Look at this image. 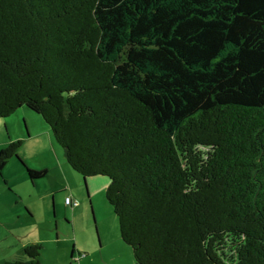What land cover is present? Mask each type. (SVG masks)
<instances>
[{
    "label": "trees",
    "instance_id": "obj_1",
    "mask_svg": "<svg viewBox=\"0 0 264 264\" xmlns=\"http://www.w3.org/2000/svg\"><path fill=\"white\" fill-rule=\"evenodd\" d=\"M23 105L109 179L135 264H264V0H0V117Z\"/></svg>",
    "mask_w": 264,
    "mask_h": 264
},
{
    "label": "rangeland",
    "instance_id": "obj_2",
    "mask_svg": "<svg viewBox=\"0 0 264 264\" xmlns=\"http://www.w3.org/2000/svg\"><path fill=\"white\" fill-rule=\"evenodd\" d=\"M18 139L23 162L48 172L32 181L14 156L0 173V264L25 259L30 243L42 245V264H80L79 252L83 264H135L106 198L109 179L97 175L85 181L67 162L50 125L26 105L0 117V150Z\"/></svg>",
    "mask_w": 264,
    "mask_h": 264
},
{
    "label": "crops",
    "instance_id": "obj_3",
    "mask_svg": "<svg viewBox=\"0 0 264 264\" xmlns=\"http://www.w3.org/2000/svg\"><path fill=\"white\" fill-rule=\"evenodd\" d=\"M123 241V240H122ZM115 242H118L117 240H115ZM126 245V244H125ZM75 251V250H74ZM74 251H73V255H72V257L74 256ZM80 254H79V256L78 257H80L81 256V253L82 252H79ZM76 258L75 259V261H77V262H79L80 264H83L84 262H85V259L83 258V256L81 257V258ZM112 264V263H111ZM114 264H118V263H115L114 262Z\"/></svg>",
    "mask_w": 264,
    "mask_h": 264
},
{
    "label": "built area",
    "instance_id": "obj_4",
    "mask_svg": "<svg viewBox=\"0 0 264 264\" xmlns=\"http://www.w3.org/2000/svg\"><path fill=\"white\" fill-rule=\"evenodd\" d=\"M70 202V198H67V203H69Z\"/></svg>",
    "mask_w": 264,
    "mask_h": 264
}]
</instances>
